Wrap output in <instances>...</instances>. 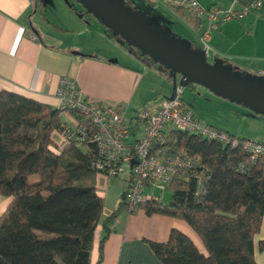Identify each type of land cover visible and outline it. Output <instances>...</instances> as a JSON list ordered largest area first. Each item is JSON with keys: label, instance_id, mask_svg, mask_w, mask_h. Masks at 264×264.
<instances>
[{"label": "trees", "instance_id": "16d2710c", "mask_svg": "<svg viewBox=\"0 0 264 264\" xmlns=\"http://www.w3.org/2000/svg\"><path fill=\"white\" fill-rule=\"evenodd\" d=\"M173 10L183 14L184 8ZM120 45L129 46L125 41ZM62 112L20 93L0 91V195L11 198L0 215V264H91L94 231L104 209V198L96 192L102 173L91 166L96 151L91 140L55 139ZM69 112L76 124L88 126L83 115ZM167 137L170 152L184 148L210 169L205 192L197 195L194 178L174 177L167 186V204L152 198L138 207L148 215L187 222L205 253L172 229L166 242H149L156 256L164 264H258L253 239L264 216V155L251 160L239 145L175 128ZM123 206L125 199L111 215ZM112 216L103 220L101 246ZM259 247L264 248V239Z\"/></svg>", "mask_w": 264, "mask_h": 264}, {"label": "crops", "instance_id": "0c3cea01", "mask_svg": "<svg viewBox=\"0 0 264 264\" xmlns=\"http://www.w3.org/2000/svg\"><path fill=\"white\" fill-rule=\"evenodd\" d=\"M197 1L204 7L233 5L235 8H240L255 0ZM260 1V6L257 9H251L243 19L227 21L213 29L210 45L212 51L215 52L212 54V59H222L225 64L229 65L238 63V67L247 68L250 73H257L264 77V0ZM51 4L52 0H0V91L20 93L58 107L57 88L60 78L66 75L77 82L84 97L89 100L109 104L124 102L126 114L132 105L139 106L141 109L157 99L171 95L173 74L161 63L145 58L146 56L138 51L127 55L129 63L109 58L114 53L124 52L122 47L127 46H120L109 35L105 25L98 23V19L93 21L94 28L89 30L87 35L83 34L84 30L81 32L78 30V35L73 38L69 35V37L63 36L49 27V30L44 31L54 42L47 44L39 32L37 35L31 31L30 18L39 9L43 13ZM165 5L167 10L180 19L185 26L183 36L186 39L182 41L191 44L199 43L204 18L194 17L185 9L182 10L183 14L174 11L173 4ZM153 23L157 24L154 21ZM93 33L101 39V42L96 46L88 47L87 51L104 50L106 54L97 56L84 52L83 54L79 51L73 52L80 44L78 37H87L88 34L92 36ZM32 35H35V38ZM103 44L105 47L100 48ZM175 79L176 85H180L177 81H180L181 76L176 74ZM186 85L191 86L188 96L192 97L194 102H190L189 105L186 96H182L185 92L184 88L181 98L205 124L264 143L263 139L254 138L255 136H244L240 132L234 133L218 124L205 121L200 115L203 111L201 103L194 98L198 91L197 82L188 81ZM166 86L169 88L168 92H165L167 90L158 91L154 97L146 98L145 95L153 91L155 87L160 89ZM135 112L134 116H126L130 126L136 129L135 132L131 130V135L127 138V143L131 145L142 135L139 112L136 109ZM63 115L64 112L61 118L65 124H75L72 115L68 118H63ZM171 128L168 125L164 130L167 133ZM138 130L140 134L137 133ZM55 139L62 140L59 134H55ZM111 178L103 174L97 175L96 192L104 198V209L102 221L94 231L90 251L91 264H164L156 256L149 242H166L172 229L186 234L197 248L205 253L200 237L182 219L156 213L148 215L141 207L128 211L125 206L112 216V211L120 206V201L123 199L121 194L127 189L118 186L111 181ZM147 188H150V185L143 187V193L154 196L152 191L146 190ZM170 197L166 203H163L161 197L158 198L163 204H167ZM10 199V197L0 195V215L6 209ZM110 216L112 217L108 223L109 233L101 246V239L105 234L103 220ZM262 239H264V216L253 239L254 257L258 264H264V248L259 247V241Z\"/></svg>", "mask_w": 264, "mask_h": 264}, {"label": "built area", "instance_id": "2783aa9c", "mask_svg": "<svg viewBox=\"0 0 264 264\" xmlns=\"http://www.w3.org/2000/svg\"><path fill=\"white\" fill-rule=\"evenodd\" d=\"M184 8L194 17H203L204 26L199 36L204 59L208 62L212 54L210 38L212 30L224 22L239 21L251 9H257L261 1L255 0L240 8L233 5L221 7L202 6L197 0H153ZM35 38V35H32ZM183 87L176 85L173 97H163L140 109L142 135L131 145L127 138L131 135V126L126 117V104L95 102L85 98L77 82L69 76H62L57 88L58 108L63 112L74 110L88 120V126L63 124L59 135L66 140H91L96 151L91 166L106 177H117L128 167V188L125 203L128 211L135 210L140 204L154 197L143 193V187L164 190L174 177L185 180L194 178L197 195L205 192L210 177V169L190 155L186 149L175 152L168 150V137L164 130L170 125L180 131L198 135L207 140L218 141L231 146L239 145L251 160L264 155V143L232 134L224 129L205 124L182 100ZM70 113V112H69ZM71 114V113H70ZM72 115V114H71ZM73 116V115H72ZM75 121V118L73 117ZM91 126V130L88 127ZM91 131V132H90ZM134 161V163H132ZM243 166L240 167L242 169Z\"/></svg>", "mask_w": 264, "mask_h": 264}, {"label": "rangeland", "instance_id": "374dc122", "mask_svg": "<svg viewBox=\"0 0 264 264\" xmlns=\"http://www.w3.org/2000/svg\"><path fill=\"white\" fill-rule=\"evenodd\" d=\"M123 1L135 10L140 11L141 15L147 18L149 21L153 20L154 22H156L158 27L167 32L170 36H178L179 38H181V40L186 39L183 36V34H185V30L183 29L185 26L183 25L180 19L176 18L174 14L167 10V7L163 2L154 1L155 3L151 4L148 0ZM40 11L41 10L39 9L36 14L32 15V18H30V23L32 27L38 30V32L42 36V39L47 44H52L54 40L45 33V29L49 30L50 28H52L55 31L60 32L63 36L69 35L73 38L74 36L78 35V30H80V32L81 30H84L83 34L87 35L86 33L94 28L93 21H96L98 19L91 13L86 11L83 5L77 0H52V4L47 7V9L44 10L43 13H41ZM97 21L98 23H101L99 19ZM87 23L89 25H87ZM78 41L80 42V44L77 45V49H74L73 52L79 51L81 53L84 52L86 54H96L97 56L106 54L103 52L104 50L87 51V49H89L88 47L92 45L96 46L101 42V39L95 36V33H93L92 36L91 34H88L87 37H78ZM118 44L120 45V43ZM191 46L195 48V50L201 49L200 42H196ZM104 47L105 45L103 44L100 48ZM122 50L124 52L114 53L109 58L115 59L120 62L129 63L127 55L133 54L135 51H138V49H136L134 45L122 47ZM145 56L143 55V57L147 59L149 58V55L145 54ZM212 60V57H210L209 61L211 62ZM223 62L225 61L223 60ZM230 67H232V70L234 68V71L239 72L241 75L262 77L260 74L250 73V71H247V68L238 67V63L237 65L231 64ZM163 69L166 68L163 67ZM178 81L177 83H179ZM196 86L198 91H196L197 96H194V98L196 101L201 103L200 105L203 111H200V115H202V118L205 121L218 124V126L226 128L227 130H230L234 133L240 132L244 134V136H255L254 138L264 140V114L255 113L254 111L250 110L248 107H245L240 103L231 101L227 98H223L222 96L215 95L212 91L207 88H204L198 83ZM182 87L185 91L184 95L182 96H186L187 101L190 105V102H194L192 101L193 98L188 96V93H190L189 91L191 89V86L184 85ZM168 89L169 88H167V86L165 88L160 89L159 87H155L153 91H147L148 94L145 96L147 99H150L154 97L158 91L167 90L165 92H168ZM135 109L140 112L139 106L134 107L132 105L128 110L126 116H134L136 114ZM68 117H72L71 114L69 112H64L63 118ZM137 133L140 134V130H138ZM238 136L243 137L241 135ZM123 167L124 171L121 172L119 176L112 177L111 181H114L118 186H122L124 189H127L128 167L126 165H123ZM146 190L152 191L154 196L161 197L163 203H166L171 195V190L169 188L160 190L158 188L150 186V188H147Z\"/></svg>", "mask_w": 264, "mask_h": 264}, {"label": "water", "instance_id": "95a60500", "mask_svg": "<svg viewBox=\"0 0 264 264\" xmlns=\"http://www.w3.org/2000/svg\"><path fill=\"white\" fill-rule=\"evenodd\" d=\"M77 1L107 29H111L112 34L118 37L117 43L123 44L125 41L128 45H134L142 54L149 55L155 62L171 70L172 93L169 98L173 97L175 76L179 74L181 86L188 81L197 82L218 96L264 114V77L241 75L219 58L206 61L201 49L195 50L191 43L170 36L123 0ZM30 29L38 35L32 25ZM121 197L124 199L125 192Z\"/></svg>", "mask_w": 264, "mask_h": 264}]
</instances>
